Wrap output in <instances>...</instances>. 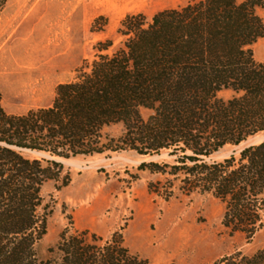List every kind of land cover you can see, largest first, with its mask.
<instances>
[{
  "label": "trees",
  "instance_id": "trees-1",
  "mask_svg": "<svg viewBox=\"0 0 264 264\" xmlns=\"http://www.w3.org/2000/svg\"><path fill=\"white\" fill-rule=\"evenodd\" d=\"M259 9L264 0H185L149 23L130 15L119 29L123 46L109 54L101 45L74 80L57 86L51 105L15 115L0 95V264H149L118 233L104 240L64 231L55 258L38 251L50 213L43 189L71 181L56 159L122 151L168 153L171 166L144 165L174 176L185 195L219 200L229 236L251 241L264 228V141L211 157L264 135V62L252 51L264 38ZM215 264H264V246Z\"/></svg>",
  "mask_w": 264,
  "mask_h": 264
},
{
  "label": "rangeland",
  "instance_id": "rangeland-1",
  "mask_svg": "<svg viewBox=\"0 0 264 264\" xmlns=\"http://www.w3.org/2000/svg\"><path fill=\"white\" fill-rule=\"evenodd\" d=\"M185 0H6L0 8V95L10 114H24L52 104L56 88L72 81L91 62L101 45L112 54L126 37L122 21L141 15L146 22ZM264 20V9L258 10ZM264 62V38L252 46ZM121 128L108 130L118 135ZM252 139L226 147L211 160L260 143ZM31 159L45 153L24 151ZM71 181L61 190L43 189L49 207L47 234L38 245L40 257L55 258L61 234L87 231L104 240L123 237L129 250L149 264H215L235 252L251 256L264 246V228L251 240L229 236L222 225L224 205L211 195H185L174 176L150 169L174 164L168 153L142 156L132 151L56 159ZM170 172V169H166ZM159 190V193L157 191ZM166 196L169 199L166 200Z\"/></svg>",
  "mask_w": 264,
  "mask_h": 264
},
{
  "label": "water",
  "instance_id": "water-1",
  "mask_svg": "<svg viewBox=\"0 0 264 264\" xmlns=\"http://www.w3.org/2000/svg\"><path fill=\"white\" fill-rule=\"evenodd\" d=\"M253 139H259V140H261V142H263L264 141V135H260V136H257V137H255V138H253ZM252 140V139H251ZM250 141V140H249ZM260 142V143H261ZM247 143V142H246Z\"/></svg>",
  "mask_w": 264,
  "mask_h": 264
},
{
  "label": "bare ground",
  "instance_id": "bare-ground-1",
  "mask_svg": "<svg viewBox=\"0 0 264 264\" xmlns=\"http://www.w3.org/2000/svg\"><path fill=\"white\" fill-rule=\"evenodd\" d=\"M32 153H36V154H39L40 152H32Z\"/></svg>",
  "mask_w": 264,
  "mask_h": 264
}]
</instances>
